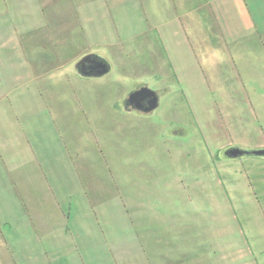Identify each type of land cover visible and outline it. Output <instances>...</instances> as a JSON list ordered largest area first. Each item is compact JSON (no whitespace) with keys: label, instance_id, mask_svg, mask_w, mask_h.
<instances>
[{"label":"rangeland","instance_id":"374dc122","mask_svg":"<svg viewBox=\"0 0 264 264\" xmlns=\"http://www.w3.org/2000/svg\"><path fill=\"white\" fill-rule=\"evenodd\" d=\"M169 1L0 0L8 87L17 58L54 73L10 97L0 75V176H24L0 188L15 264H264V157L225 155L264 144V46L227 47L205 0ZM90 54L111 72L81 77ZM141 86L151 114L124 106Z\"/></svg>","mask_w":264,"mask_h":264},{"label":"crops","instance_id":"0c3cea01","mask_svg":"<svg viewBox=\"0 0 264 264\" xmlns=\"http://www.w3.org/2000/svg\"><path fill=\"white\" fill-rule=\"evenodd\" d=\"M113 1L114 3H120V2L123 3L125 0H113ZM205 1L207 3V6L211 10L214 20L219 26V27L217 26L218 35L225 42L224 44L227 47L229 43L239 44L238 46L239 51H250L254 54L256 53V51L258 52L262 50L261 47L264 46L263 44L264 0H205ZM170 3L174 5L173 9L176 13L180 12L179 9L181 8V1L178 8L176 7V4L173 2V0H170L168 2L169 6L171 5ZM2 8L4 10L5 5ZM33 32H36V30H34ZM33 39H36L34 34H33ZM43 40H46V35H44ZM17 53H18V57H20L22 52L20 51ZM32 55L35 56L33 53ZM33 61L38 67H40L38 65V61L36 58H34ZM13 67L15 68L14 84L8 87L5 62H4V58L0 55V75H2L6 81V87H7L6 94H8V92L12 90H15L16 88L19 89L20 87H29L31 89L32 85L35 84V82H37L38 80L40 81L43 80L45 82L49 80L47 79V76H50V74L53 73V72H49L51 68L42 67V69H45V72L39 75L36 70L28 69V67H26V62L21 58H17L13 62ZM49 67H53V64H51ZM59 78L60 77H58V79ZM28 93L30 95L35 94L32 92H28ZM8 96L10 97L9 94ZM16 124H18V122H16ZM258 147H260V149H264V144L263 145L260 144L258 145ZM23 148H24L23 151H25L23 152L24 157L25 158L30 157L28 156V153H31V149L29 145ZM4 161L6 165L7 162L5 159ZM9 162L12 164L16 163V166H14V168H18L21 166L20 159H13L10 160ZM30 162H33L32 159H30ZM25 164L26 163H24V165ZM6 169L4 168L3 171L4 174L0 176V188L6 187L7 184L5 180H7L9 181V185H10L9 187L11 189L10 194H14L12 188L14 187L16 191H18L19 187L21 186V183H16L14 181L16 179H24V176L22 174L15 176L11 168H7L6 166ZM26 174H27V178L31 182L32 179L36 178V175L34 173H26ZM3 195L5 196L6 199L9 198L6 192ZM8 201L11 203L10 198ZM1 259L3 264H15L12 255L10 254L7 248L6 240L2 232L0 231V264H1Z\"/></svg>","mask_w":264,"mask_h":264},{"label":"water","instance_id":"95a60500","mask_svg":"<svg viewBox=\"0 0 264 264\" xmlns=\"http://www.w3.org/2000/svg\"><path fill=\"white\" fill-rule=\"evenodd\" d=\"M75 68L77 73L84 78H103L111 72L110 63L96 54L86 55L78 61ZM160 100L159 92L151 90L148 86H141L128 95L124 106L127 111L151 114L160 107ZM225 155L231 159L245 155L264 157V149L246 151L239 148H230Z\"/></svg>","mask_w":264,"mask_h":264}]
</instances>
